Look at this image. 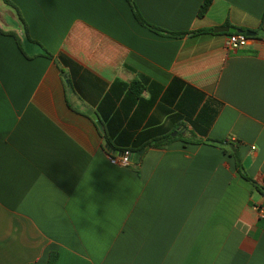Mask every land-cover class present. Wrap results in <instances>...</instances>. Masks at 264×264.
Returning a JSON list of instances; mask_svg holds the SVG:
<instances>
[{
    "label": "crops",
    "instance_id": "0c3cea01",
    "mask_svg": "<svg viewBox=\"0 0 264 264\" xmlns=\"http://www.w3.org/2000/svg\"><path fill=\"white\" fill-rule=\"evenodd\" d=\"M132 1L162 33L127 0H2L0 264H264V198L194 143L264 186V0ZM106 132L172 140L124 168Z\"/></svg>",
    "mask_w": 264,
    "mask_h": 264
},
{
    "label": "trees",
    "instance_id": "16d2710c",
    "mask_svg": "<svg viewBox=\"0 0 264 264\" xmlns=\"http://www.w3.org/2000/svg\"><path fill=\"white\" fill-rule=\"evenodd\" d=\"M5 4L7 5H10V6H13L15 7L11 2L10 0H3ZM127 2L129 3L131 9H132V12L136 18V20L143 26L149 28L150 30L156 32V33H162V31H160L159 29H157L156 27H153L151 26L150 24H148L141 16V14L139 13L136 5L133 3L132 0H127ZM212 2L213 0H205L204 3L202 4L201 8H200V11H199V17L200 18H203L207 12L209 11L211 5H212ZM16 8V7H15ZM264 21V19H263ZM1 33L3 34H9L13 37H15L17 40V36L13 33H5L3 31L0 30ZM164 32V31H163ZM18 45L19 44V40H18ZM46 52V56L47 57H50V54ZM130 90L137 96H140L144 90H145V87H144V84L139 81V80H134L131 82L130 84ZM104 138H105V141H106V144H109L112 148H116L115 147V144L113 142V135H110L109 133H105L104 134ZM171 138L166 140L165 142L162 141V140H158V139H150L149 141H147V143H143V144H137L135 145L134 147L132 148H124L123 150L125 151H130V152H138L142 149H147L149 147H158V148H163V147H166L170 142H171ZM194 143L196 144H200V143H206V144H211V145H215V146H220L222 148H224V151L225 152H228L229 150L231 151L232 153V156L235 160V165H236V169H237V172L240 174V176L248 181L252 186H254V188L262 195V197L264 198V186H261L259 185L254 179H252L245 171L244 169V166L240 160V157H239V154H238V150L236 147L234 146H230V148H227L226 144H228L227 142L225 141H217V140H211V139H208L206 141H195ZM141 161V159H140ZM140 161L137 163L139 164ZM263 210H264V203L263 205H261V207ZM58 257H59V254L57 252H51L50 255H49V260L47 262V264H56L57 261H58Z\"/></svg>",
    "mask_w": 264,
    "mask_h": 264
},
{
    "label": "water",
    "instance_id": "95a60500",
    "mask_svg": "<svg viewBox=\"0 0 264 264\" xmlns=\"http://www.w3.org/2000/svg\"><path fill=\"white\" fill-rule=\"evenodd\" d=\"M214 33H217V34H236V33L237 34H245L249 38H253V37L257 36V33L252 32V31L244 32V31L232 29L229 27L215 28ZM87 115L89 117H91V119L97 124L99 129L103 132L104 131L103 125H102V122L100 121L98 115L96 113H94L93 111H88ZM106 150L112 156L128 158V159L132 160L134 163H138L140 158L144 154V150H141L137 153L117 151V150L113 149L109 144L106 145Z\"/></svg>",
    "mask_w": 264,
    "mask_h": 264
},
{
    "label": "built area",
    "instance_id": "2783aa9c",
    "mask_svg": "<svg viewBox=\"0 0 264 264\" xmlns=\"http://www.w3.org/2000/svg\"><path fill=\"white\" fill-rule=\"evenodd\" d=\"M250 38L247 37L245 34H228L225 47L228 51H238L245 47H247ZM111 163L118 167L128 168L131 167L134 162L128 158L124 157H116L110 155ZM262 217L264 218V210L259 208Z\"/></svg>",
    "mask_w": 264,
    "mask_h": 264
},
{
    "label": "rangeland",
    "instance_id": "374dc122",
    "mask_svg": "<svg viewBox=\"0 0 264 264\" xmlns=\"http://www.w3.org/2000/svg\"><path fill=\"white\" fill-rule=\"evenodd\" d=\"M2 0H0V4H1Z\"/></svg>",
    "mask_w": 264,
    "mask_h": 264
}]
</instances>
